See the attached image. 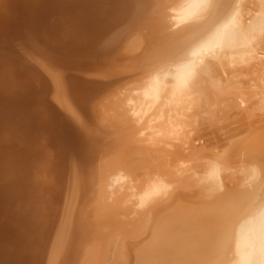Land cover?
<instances>
[{"label": "bare ground", "instance_id": "6f19581e", "mask_svg": "<svg viewBox=\"0 0 264 264\" xmlns=\"http://www.w3.org/2000/svg\"><path fill=\"white\" fill-rule=\"evenodd\" d=\"M130 48L143 53L130 67L118 68ZM113 95H126L142 128L117 134L96 122L93 105ZM222 96L229 98L227 113ZM235 111L241 114L234 123L241 120L248 139L208 156L196 182L179 168L194 187L184 184L175 195L182 180L167 161L162 168L173 176L159 169V161L157 168L149 161L134 183L138 176L128 170V154L136 135L150 148L165 145L177 151L169 149L170 156L183 158L192 152V159L199 127L223 133ZM17 119L22 135L31 139L40 132L61 152L70 145L74 157L51 258L42 254L48 213L43 200L34 194L16 215L23 182L0 189V264H80L82 246L91 239L100 246L104 227L119 230L122 239L120 260L113 264H264V0H2L0 132L14 133L17 127H9ZM20 154L30 177L34 157L42 154ZM239 168H245L246 188L228 187L226 173ZM106 187L132 190L127 196L144 209L136 228L119 219L132 212L131 205L122 206L129 201L125 192Z\"/></svg>", "mask_w": 264, "mask_h": 264}, {"label": "rangeland", "instance_id": "374dc122", "mask_svg": "<svg viewBox=\"0 0 264 264\" xmlns=\"http://www.w3.org/2000/svg\"><path fill=\"white\" fill-rule=\"evenodd\" d=\"M1 1L2 0H0V2ZM166 12H167V10H165L164 18L166 17ZM164 20H165L164 22H166L165 24L167 25V22L169 21V19H164ZM180 26H181V24L177 27H180ZM173 29H175V28H170L169 26L167 27V31H169V32L172 31ZM143 31H145V32H141V35L138 36V38L139 37L141 38V36H142V38L140 39L141 41H139V39H137L136 44H135L138 46V48H140L139 45L137 44L138 41H139V43L143 42L142 40L144 38L143 37L144 35H142V34H147V29H145ZM150 42L148 44H151ZM141 46H143L142 43H141ZM126 47H127V45H126ZM132 49H134V48L132 47ZM132 49L131 48L129 50L125 49V51H127L125 54H124L125 51L122 52V55H124L123 58L126 56L123 60H126V59L127 60H126V62L125 61H121V63L118 62V68L119 67L120 68H123V67L126 68V64L128 65V67H130L131 66L130 63L133 64V61L136 62V60H138V57L136 56V54H137V52H138V54L141 53L142 50L141 49L140 50L135 49L137 51H135V50L133 51ZM129 51H131V52H129ZM128 52H129L130 56L128 55ZM142 53H143V51H142ZM134 55H135L134 58L137 57V59H135V60H134V58H131ZM127 61H132V62H127ZM43 73L45 76H47L45 74V71H43ZM35 74H37V72ZM133 85H135V84H132V86ZM130 86L131 85L129 84V87H127V88H132V86L131 87ZM121 96H124V95H121ZM121 96L120 95H113L112 97H107L106 99H102L100 97L101 99L99 98L95 102V106L93 105V108H95V110H96L95 111L96 122L99 123L100 126L103 127L104 129H107L108 131H110V133L120 134L121 131H123L124 129H127V128H129L130 130L142 128V127H140L142 124H140V126H139V124H137V122L133 118L134 116H133L132 112L130 111V106H129L128 100L126 99V95L124 96L125 99H124V97L122 98ZM119 97H121V98H119ZM228 99L229 98H225L222 96V99H220L219 101H221L224 104L223 105L221 104V106L225 105L226 100H227L226 104L230 105L229 104L230 102L228 101ZM98 100H101V101H98ZM227 105H225V106H227ZM219 106L217 108L220 112ZM225 106L223 108L221 107V109H223L222 110L223 113H227V110H228L225 108ZM222 111L220 112V115H222ZM240 114H241L240 111H235V113H233L229 116L230 120L226 121L227 124H226V127H224L225 130L222 131L223 133H221V131L212 129L211 126L210 127L206 126L207 124H202V126H200L201 128L199 127L200 133L198 132L199 134H197V136H196V138H198V139L200 138V142L195 141L196 142L195 146L197 147V150H196L197 155L194 154L192 156V159H191V156H189V155H192L191 154L192 152H188V151H187L188 153L186 154L187 157L184 156L185 160L183 157H179L178 155L170 156L172 154V152L176 151V150L171 149L169 146H166V148L169 147V149H171L173 151H171L169 149L168 150L165 149V145L163 147H161L160 145H156L158 149H152L156 146H151L152 148H150L149 147L150 145L148 143H145V142L142 143L139 141L141 138H143V136L141 134H140V136L136 135V137L131 141V142L134 141L133 151L130 154H128V156H131L133 158V159H131L133 163L131 162L129 167L127 166L128 170L130 172L137 173L136 176H138V177H136V179H134L131 176L132 179L134 180V183L138 184L139 181L141 182L140 177H142L143 175H140V173H143V171H144L143 168H147L150 164L152 165V163H155V164H153V166L157 165L156 163H158V161H159L158 164L161 163L159 166V169H161L162 167L165 168L166 166L169 165L168 167L170 169L172 168L171 172L177 173L179 171V168L183 169L182 171H184V168H185V173H184L185 176H186V172L188 173L190 171V173H188V175L192 174V175H190V176H192L191 178H193V175H194V177H195L194 181L196 182V180H198V178H199L198 175H200V173L202 175V172H203L201 165L206 164V160L208 159V156H210L211 154H217V153L220 154L223 152V150H229L231 148H234V146L239 144L240 140L245 141V139H248L249 136L246 135V132H245L247 127L240 126L238 123L239 120H237V122L234 123V121L236 119H238V117H240L239 116ZM203 116L204 115H202V118L200 119V121H201V123H206V122H203L206 120V117H203ZM250 121H251V123L249 122V125L251 126L252 124H254V120L252 119V117H251ZM70 122L74 123L71 121V119H70ZM14 123H17L18 125L9 127L10 130L15 129L17 127V129L15 130L14 133L12 131H10L11 134L10 133L8 134L5 131L0 132V189L1 188L7 189V188H5V186H7L10 183H13L14 181L15 182H23L22 187H21L22 192H20V190L18 191V195H17L18 198L16 199V204H17V206H16L17 211L15 210L16 215H17V213L19 214V212L21 210L20 205L24 207V204L30 198L35 196L34 194L37 193V196H38L37 199L41 198L43 200V204L45 203V207L47 208L46 210L48 213L46 212L47 218L45 217L44 221H42L43 222L42 227H44V231H43L44 233H43L42 239H41V242L43 244L42 254L46 255V259L48 257L51 258L50 255L53 252L52 249H54V247L56 245V241H57L56 238H58V230H59L58 224H59L60 219L63 218L62 214H63L64 206L67 203V197H68L69 190H68L67 184H66L67 180H64V178L70 176L69 171H70L71 163L73 162L72 157H74V156H72L73 151L71 150V147H69L70 145H67L64 148V151L61 152L59 144H55V143L50 144L49 141H44L43 138H41V136H40V132L33 134L35 136H32V138L30 139V138H28L29 136L22 135L20 133L21 131H19V130L21 129V126H22L20 120L17 119L16 121H14ZM72 126L75 127L76 129L78 128L76 125H72ZM136 126H139V127H136ZM138 137H140V138L137 139ZM147 145H148V147H146ZM161 145H163V144H161ZM161 148H164L165 150L161 149ZM28 149L33 150L35 153L39 152V154H42V156H39L37 158L34 157L33 162H32V168H31L32 176H30V177L28 174V163H26V160L23 161V159L20 158V156H21L20 152L28 151ZM149 150L151 152H149ZM200 150H202V151H200ZM69 151H72V153ZM123 151H124V149H123ZM115 152H117V149L115 150ZM119 152H121V150ZM152 152H154V153H152ZM157 152L158 153L160 152L159 153L160 155L157 154ZM162 152H163L164 156H163V154H161ZM167 152H171V153L168 155ZM199 152L202 153L201 156L198 155V154H201ZM176 153H177V151H176ZM116 155H117V153H116ZM157 156H158V160H156ZM159 156H163V157H159ZM202 156H204L205 158H203ZM64 157H65V159H64ZM117 157H118V155H117ZM110 158H111V156H107V158L105 160H109ZM118 158H120V156ZM165 158L168 160H166ZM172 158H174V159L172 160ZM186 158H188L189 160ZM75 159L77 160V157ZM178 159L182 162H180V161L177 162V164L178 163L179 164L177 166L174 165V167H173L171 165L172 161H174V160L177 161ZM63 160L65 162H63ZM149 161H151L152 163ZM103 162L105 163V161H103ZM204 162H205V164H204ZM163 163L166 164V166L163 165ZM170 165H171V167H170ZM199 165L201 168L199 167ZM193 166L194 167L196 166L197 168L195 167L193 170ZM60 167H62L61 169L63 170V175H62L63 184H61L60 188H59L58 175L60 173ZM157 167H158V165L156 166V168ZM169 168L168 169L166 168L168 171V174L171 173V172L169 173V170H170ZM188 168H190V169H188ZM166 169L165 170L163 169V171H165L167 173ZM128 170H127V172H128ZM182 171H179L178 175H177V177H180L179 178L180 181L182 180L181 181L182 187L181 188L178 187L176 189L175 195L184 192V190H185L183 188L184 184L189 186L190 188H192L196 185L194 181L193 182L191 181L192 180L191 178H190L191 180L189 178H187L188 176L185 177L183 174H181L184 176V178H183V176L181 177V175L179 173ZM244 171H245V168H239L236 170L232 169L231 171L227 172L226 174H228V176L230 178V179L228 178V180L226 181L227 186L235 188L238 185L240 189H245L246 188L245 187L246 182L244 183V181L246 180V176L244 175ZM193 172L195 174H193ZM197 172H198V174H197ZM230 173L233 175H231ZM170 175H172V173ZM174 177H176V175ZM231 178H233L232 182L230 181ZM188 179L191 182H189ZM185 180L186 181L188 180L187 183H189V184H187ZM190 183H192V184H190ZM91 185H92V183H91ZM109 188L106 187V189H108V190H106L107 192L110 191V193H111V192L116 191L117 194H119L120 192L121 193L125 192V194L130 193V195H131V191H132L131 189L128 188V189H124L122 191L120 189V191L118 192L117 190H114V189L112 190V188H110V189ZM57 191H58V193L56 194ZM127 194L125 196H127ZM114 195L115 194H113V197H114ZM127 197L128 198L125 201H128V200L129 201L124 202L125 204H122V206L124 205V208H125V206L128 207V205L129 206L131 205L132 212L130 215L128 214L127 216L123 212L124 214H121L119 219L122 220L123 223H127L129 221L130 224L127 226V228H131V226H134V228H136L139 225V223L137 222V219L139 217H143V215H141L139 213L141 211H143L144 209H143V207L135 205V203L137 202V198H134V197L132 198V196H131V198H130V196H127ZM125 199H126V197H125ZM191 199H193L195 201H197V200L199 201V199H202V198H191ZM111 201L112 200H109L108 202H111ZM106 202L107 201H105V203ZM18 206H19V208H18ZM92 207H94V205L90 204L86 210L87 211L91 210ZM144 208L146 209L147 206ZM126 213H128V212H126ZM127 217L130 220H128ZM91 221H92V218H91ZM104 228H102L100 231H102L103 233H105V232L106 233L103 234V233L99 232V234H100L99 237L101 238V240L103 237L107 240H105L103 238L102 242H99L100 246H98L99 244H98L97 240L94 241L93 243H92V239H91V241H87V243H85V245L82 246L83 247V255H81V258H80V260L82 259V261H80V264H95L97 262V259H99V258H100L99 261H101L100 264H113V263H116L117 261L120 260V258L118 259V257H120L119 254H120L122 246H123L121 236L119 235L120 231L119 230H111L109 227H107V229L105 228V230H104ZM127 230H129V229H127ZM101 234H103V237L101 236ZM105 235L107 238L105 237ZM107 235H109V236H107ZM55 239H56V241H55ZM96 246H98V247H96ZM97 248H99L100 250L98 251ZM97 251L100 253H98ZM39 257H42V256H39ZM45 264H47V263L45 262ZM97 264H98V262H97Z\"/></svg>", "mask_w": 264, "mask_h": 264}]
</instances>
